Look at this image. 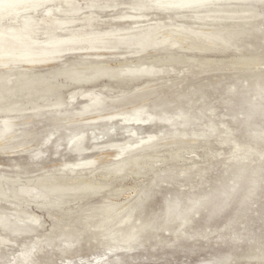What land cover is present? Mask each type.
I'll use <instances>...</instances> for the list:
<instances>
[{"label": "rangeland", "instance_id": "374dc122", "mask_svg": "<svg viewBox=\"0 0 264 264\" xmlns=\"http://www.w3.org/2000/svg\"><path fill=\"white\" fill-rule=\"evenodd\" d=\"M30 1H54L31 14L37 20L43 19L45 24L50 23L51 17H63L59 1ZM78 1L81 6H87L93 0ZM235 1L231 2L232 8L243 2ZM143 2L147 0H94L93 3L103 6L95 10L96 21L91 27L77 22L71 29L85 27L86 32H106L141 26L163 25L171 29L185 25L212 30L194 24V13L185 11L173 18L153 3L140 7ZM253 2L258 13H264V0ZM87 12L84 9L80 18ZM234 17L238 19L239 16ZM45 24L38 28L46 27ZM50 24L57 25L52 21ZM257 26L261 27L263 35L239 43L226 52L178 50L174 45L168 51L156 46L158 50L149 48L136 56L126 50L103 49L68 52L60 58L62 60L33 68L36 74L42 73L52 82L65 85L61 91L64 107L59 111L45 109L20 116L22 124L15 128L20 137L14 149L8 153L0 149L1 175L17 178L21 185L51 174L78 175L83 179L94 177L101 183L103 174L106 175L126 154L139 153L137 149L145 145L152 147L144 152L149 157L141 158L143 172L128 171L123 179H114L103 192L84 200H71L60 212L29 202V198L24 200L21 206L26 207L28 214L38 216L39 223L14 221V206L7 200H0L1 212L20 226L12 234L0 225V264H264V18ZM43 32L38 36L40 40L46 38ZM55 33L65 35L60 30ZM5 44L0 42V51ZM243 45L253 46V49L240 51ZM167 55L180 57L182 63H157V59ZM241 56H258L262 60L233 66V61ZM82 58L89 61L98 58L112 66L133 65L138 60L161 72L152 77H136L133 83L126 74L121 78L129 81L120 83L108 75H102L103 78L96 75L93 80L82 77V82V79H69L66 73L58 71L82 62ZM204 62L211 64L203 65ZM92 94L101 100L91 112L84 107L93 105ZM253 104L260 109L251 110ZM184 122L187 125L184 126ZM79 135L82 138L77 141ZM77 144L84 146V150H77ZM122 150L126 153L119 157ZM91 160L94 161L91 166H76ZM106 202H119L120 207L138 205L141 211L136 218L157 219L154 220L158 227L154 229L156 232L148 231L136 249L111 250L97 229V221L84 220L93 208L108 204ZM191 202L197 203L183 226L180 221L163 219L172 204L177 203L178 211H182ZM68 213L72 214L70 219L65 218L59 230L53 216ZM65 224L76 235L66 234Z\"/></svg>", "mask_w": 264, "mask_h": 264}, {"label": "bare ground", "instance_id": "6f19581e", "mask_svg": "<svg viewBox=\"0 0 264 264\" xmlns=\"http://www.w3.org/2000/svg\"><path fill=\"white\" fill-rule=\"evenodd\" d=\"M55 1H59L61 7L59 11L63 15L62 18L51 17V19H49L50 23L51 21L53 22V25H55V23L57 24L55 25L56 27L52 26L50 23L45 24L43 22V19L37 20L34 15H31L33 12L36 13L45 6L48 7V5H50V3H53L54 1H51L50 3H39L30 0H0V42L7 43L4 46H1L2 51H0V149L3 150V153L12 152L11 150L14 149L16 140L20 137L15 133V128L18 125L22 124V121H20L22 119H19L20 116L30 111H32L34 114L36 112L39 113L44 111L45 109L52 110L53 108H57L56 110L59 111L62 107H64L65 102L62 99L61 91L63 90L65 85L60 82H52L49 77L42 73L36 74L35 72H33V68L57 60L59 61L60 58L64 57L63 54L65 53H76L79 51L96 52L103 49H110L111 52L112 50H126L137 56V54L145 52L147 49L149 50V48L152 49L158 47L161 51H168L174 45H176L175 48H178V50H195V52L198 51L204 53L226 52L227 50H231L232 48H234V46L239 43H243L248 39H253L257 36L263 35L262 29L261 27L257 26V23L260 19L264 18V13H258L255 7V3L253 2V4L252 0H147V2H143L144 4L141 3L142 6L140 7H145L148 5V3H153L155 6H157V9H163L164 12H166L168 15H171V17L173 18L177 16L179 17V15L185 11H189L191 13H194V17H192V21H194V24L199 25V27L202 28L209 27V29L212 30L206 31L201 28L195 29L191 28V26L189 28L185 25L175 26V24V27H171V29L167 28L168 26L166 27L163 25H154L153 27L149 28L141 26L132 29H114L106 32H100L97 30L86 32L87 30L85 29V27H91V25L96 21V8H103V6H99L96 3H93L94 0H91L92 3H88L87 6H81L78 0ZM232 1L243 2H238L239 4H235L236 7L232 8ZM249 1H251V3ZM135 8H133V10ZM148 8L150 9V7ZM84 9L88 10L87 15L83 14L85 17L80 18V14ZM48 10H51V8H49ZM234 16H239L240 18L238 17L237 19ZM47 17L48 15L46 16V18ZM137 18L136 21L139 20H137ZM77 22H85V27L72 30V26ZM229 22L230 24H228ZM42 24H45L47 26L41 29L38 28V25ZM133 27H135V25ZM42 30H44L43 34L46 35V38L44 40H40V38L38 37ZM57 30H60L63 34L65 33V35H56L55 31ZM158 48L156 50H158ZM252 49L253 46L243 45L240 51H250ZM81 60H83V58ZM261 60L262 58L258 56H241L240 58L234 60L232 65L235 67H241L243 65L258 63ZM193 62L196 63L195 61ZM157 63L180 64L182 63V60L180 57L167 55L165 58L157 59ZM204 64L207 65L211 63L204 62L203 65ZM58 71L66 73L68 76H70L69 79L73 80L82 79V77L83 79L85 78L87 80H93V76L95 77L96 75H108L109 77L114 78V81L115 79H117V81L120 83L129 81L125 78H121L126 74L129 75L130 82L133 83L132 81H134L136 77L140 78L143 75L152 77L156 75V73L159 72L160 74L161 72L154 66L142 65L141 61L138 60L133 65L120 64L118 66H112L109 63H106L104 60L98 58L97 60L95 59V61L84 59L82 62H79L76 65L63 67ZM100 78H103V76ZM105 78L107 77L105 76ZM83 79L82 82H84ZM54 80L56 81L57 79ZM73 80L71 81L73 82ZM256 86L258 85L256 84ZM235 87L236 86H234V88ZM258 90L260 89L258 88ZM258 95H261V93ZM52 96H55L54 100L50 99ZM91 96L92 100L90 101H93L94 103L92 102L93 105L87 104L84 107V109L86 110H90L93 107V109L95 110L97 109V106L100 105L99 101L101 100V98L93 94ZM259 107L258 105H254L251 107V110H259ZM90 111L92 112V110ZM97 119L99 120V118ZM183 125H187L186 122H184ZM81 138L82 137L79 135L77 141H80ZM19 144L20 143H18V146ZM151 147L152 146L150 145H145L141 148L138 147L139 149L137 150L139 153H137L136 150L135 154L130 152V155L126 154L127 156H125L124 159L121 158L122 160L115 163L113 167L108 170V172L105 170L107 173L106 175L103 174L104 180L101 183L97 182L94 177L90 179H83V177H80L78 175L69 177L64 175L51 174L48 176H39L34 180H28L24 185H21L19 183V179L14 177L12 179H9V177L0 174V200H7L6 202L14 206V221H30L31 223L35 224L39 223L40 219L38 216L28 214L25 209L26 207L24 208L21 206V203L24 202V200H27V198H29V202H35L39 206L45 207V209H48L49 211L55 210L60 212L63 210V205L69 204L71 200L78 201L79 199L97 194V192L108 188L109 184L114 179H123L128 171H132L136 174L138 172H143L141 167L144 166H142L141 164V158H145L148 156L144 152H146L148 149H151ZM83 148L84 146L80 147L77 144V150L79 149L81 152V150H84ZM154 152L155 151H153V153ZM125 153V150H122V153H120L119 157H124ZM175 156H177V154L174 155V157ZM93 163L94 161L91 160L84 163L80 162V164H76V166L80 168L82 166L88 167L93 165ZM147 166L150 165L147 164ZM144 169L145 168H143V170ZM72 170L70 172L74 173V171ZM94 173L95 170L92 171L91 174ZM235 187L236 186H234V188ZM138 192L136 194H138ZM228 196H230L231 198L232 194ZM226 199L228 198L226 197ZM106 203L108 204H102V206L100 207L93 208L88 215H84V220L87 222L97 221V229L101 232L102 237L105 238L111 250L116 251V249H122L126 251L132 250L134 247L136 249L137 247H139L138 245L142 244L144 235L148 231L154 230L157 227L156 222L154 221L157 219H144L141 218V216L136 218V214L141 211L138 205L131 207L124 205L123 207H120V205H118L119 202L117 204H113L110 202ZM196 203L197 202H191L189 206L182 211H178L179 205L177 203H174L170 208H168V211H166L167 213L165 212L166 218L163 217V219H166L167 221H180L181 226H183L186 220H188L189 214L193 213V208ZM25 204H28V202ZM198 204H200V202H198ZM200 206H202V204ZM62 214L60 216H53V218L57 221L55 227L58 229L61 227V222L63 223L65 218L70 219L72 215L69 213L67 215ZM6 215L1 212L0 207V225L2 226V228L14 234L19 230L20 226L17 225L16 222L11 221L10 218ZM65 226L63 225V227ZM66 228H63L64 231H67L66 234L73 236L74 231H72L69 226L67 230ZM153 232L156 231L154 230ZM80 233L81 232H79V235Z\"/></svg>", "mask_w": 264, "mask_h": 264}]
</instances>
